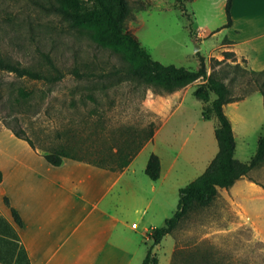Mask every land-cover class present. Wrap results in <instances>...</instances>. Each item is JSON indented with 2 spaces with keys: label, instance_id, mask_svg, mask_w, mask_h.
<instances>
[{
  "label": "rangeland",
  "instance_id": "rangeland-1",
  "mask_svg": "<svg viewBox=\"0 0 264 264\" xmlns=\"http://www.w3.org/2000/svg\"><path fill=\"white\" fill-rule=\"evenodd\" d=\"M79 1L86 9L97 7L95 0ZM128 1L131 16L125 30L154 60L196 69L202 57L207 75L214 69L228 83L233 96L243 94L248 74L230 66L236 62L242 69L249 68L246 62L234 55L235 61L215 63L227 52L223 46L219 47L227 35V29L221 28L226 22V0ZM198 29L204 37H197ZM39 50L51 54L65 77L47 84L0 72V129L5 128L6 122L12 124V116L8 114H13L40 151L64 147L71 156L94 160L99 153L111 149V140L122 126L140 128L155 119L142 106L150 95L158 96L150 89L136 87L125 78L77 80L70 73L75 56L81 64L93 65L96 72L118 67L120 61L113 52L68 29L57 17L42 13L29 0H0V55L39 68ZM191 84L183 98L175 102L173 114L158 123L155 140L148 142L133 160L137 179L143 177L151 182L144 173L151 154L162 155L164 165L176 159L170 174L165 176L163 172L154 181L157 187L154 196L162 200L161 209L156 200L152 205L153 214L159 215L153 220L156 226L173 215L179 189L201 175L218 150L214 137L217 119L202 117L203 111L209 112L215 97L212 95L210 102L195 97L196 88L206 84L203 78ZM19 87L31 91V99L27 105L12 110L7 98L15 96ZM91 91L102 102L101 106L95 107L88 99L83 101L82 97ZM240 101L246 121L234 124V157L248 162L256 152L258 138L264 136L263 98L254 92ZM197 141L198 149L194 146ZM243 178L257 181L264 188V163ZM238 193L243 207L241 216L235 197L218 192L210 206L190 212L153 248L157 264H264V194L242 187ZM132 222L140 226L138 219ZM137 239L140 245L135 260L142 264L151 242L142 238L140 232Z\"/></svg>",
  "mask_w": 264,
  "mask_h": 264
},
{
  "label": "crops",
  "instance_id": "crops-1",
  "mask_svg": "<svg viewBox=\"0 0 264 264\" xmlns=\"http://www.w3.org/2000/svg\"><path fill=\"white\" fill-rule=\"evenodd\" d=\"M231 20L225 43L219 47L244 60L250 69L264 70V0H233ZM197 37H204L199 29ZM190 85L165 96L150 95L143 101V108L155 119L140 128L147 130L153 124V141L159 133L158 123L173 114L175 102ZM240 102L223 105L234 134L235 122L246 121ZM202 117L210 120L215 116ZM194 146L198 149L199 141ZM155 154L160 159L159 178L163 172L168 176L176 159L164 165L162 155ZM133 160L119 171L72 158L53 166L39 149H32L10 129H0V264H137V233L149 240L150 229L158 227L153 220L159 215L152 212L157 187L146 174L151 182L137 179ZM240 187L262 194L264 188L257 181L241 178L228 189H218L235 197L241 216ZM156 205L161 209L162 200L157 199ZM10 207L17 211L21 225L14 221ZM135 219L140 226L132 222Z\"/></svg>",
  "mask_w": 264,
  "mask_h": 264
},
{
  "label": "trees",
  "instance_id": "trees-1",
  "mask_svg": "<svg viewBox=\"0 0 264 264\" xmlns=\"http://www.w3.org/2000/svg\"><path fill=\"white\" fill-rule=\"evenodd\" d=\"M232 1L226 0V22L221 28H228L232 24ZM29 2L42 13L57 17L68 29L84 34L96 46L110 50L118 57L120 66H112V69L108 71L103 69L96 72L93 65L89 66L84 62L81 64L78 61V56L74 55L75 64L70 73L77 80L125 78L134 82L136 87L150 89L155 94L164 96L182 89L198 78H203L206 84L204 87L196 88L194 92L196 98L208 102L210 95L215 96L211 102V108H208L209 112L203 111L202 115L209 119L210 114H213L218 121L215 129L218 152L200 176L179 189L178 205L173 215L165 219L161 226L150 229L148 239L151 246L147 248L142 264H157L153 248L166 235L171 234L181 220L194 210L210 206L215 200L219 188H230L237 180L247 177L253 169L264 163V136L258 138L256 152L250 161L241 162L234 157V133L231 122L223 111L224 104L243 100L254 92L260 93L264 101V70L255 71L245 67L242 69L236 62L230 66L234 71L240 69L241 74H248L246 90L243 94L235 97L232 95L228 83L218 77L214 69L207 75L202 57H200V64L196 69L165 65L154 60L138 40L125 30L126 21L131 16V6L128 0H95L97 7L92 9L84 8L79 0H29ZM38 54L41 58L39 68L22 65L19 61L0 55V72L12 73L18 78L42 81L47 84L60 82L65 77V73L57 66L51 54L41 50L38 51ZM233 57L232 52H224L223 59L215 60V63L221 64L230 59L235 61L232 59ZM31 94V91L19 87L15 96H8V104L12 110L19 109L29 103ZM82 99L83 101L90 100L95 104V107L102 105V102L92 91L85 94ZM71 103L75 104L74 101ZM8 115L12 116L13 122L12 124L6 122L5 128L10 129L17 138L25 140L32 149L37 151L33 141L20 126L18 118L13 114ZM154 130L153 124H150L147 130L133 125L122 126L117 136L111 140V149L99 153L94 160H82L71 156L64 147L41 151V155L53 166H60L64 158H72L100 168L119 171L124 169L142 147L152 140ZM160 168L159 157L151 154L145 167V174L151 180L156 181L160 176ZM4 201L9 206L7 198ZM11 213L14 221L21 225L17 211L11 208Z\"/></svg>",
  "mask_w": 264,
  "mask_h": 264
},
{
  "label": "built area",
  "instance_id": "built-area-1",
  "mask_svg": "<svg viewBox=\"0 0 264 264\" xmlns=\"http://www.w3.org/2000/svg\"><path fill=\"white\" fill-rule=\"evenodd\" d=\"M134 226V225H133Z\"/></svg>",
  "mask_w": 264,
  "mask_h": 264
}]
</instances>
